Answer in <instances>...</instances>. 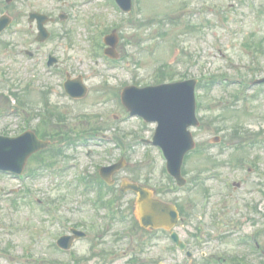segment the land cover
Listing matches in <instances>:
<instances>
[{
    "label": "rangeland",
    "instance_id": "obj_1",
    "mask_svg": "<svg viewBox=\"0 0 264 264\" xmlns=\"http://www.w3.org/2000/svg\"><path fill=\"white\" fill-rule=\"evenodd\" d=\"M104 1L14 0L8 10L0 3V16L6 13L12 19L10 29L0 36V135L14 137L42 123L44 112L46 116L43 92L47 109L65 116L63 121L51 118L45 127L57 136L50 140L49 151L62 147L65 152L52 168H41L28 159L25 184L0 173V264H184L179 253L169 259L171 252L162 234L152 236L133 226L130 194L121 199L119 208L124 222L97 235L96 229L103 232L107 213L94 207L95 187H86L79 179L95 176L100 166L119 158H124L126 166L115 176L118 184L125 179L149 186L161 199L180 204L189 214L188 224L177 227L183 237L194 230V217H202L203 230L209 231L198 233L205 244L197 253L244 260L249 248L241 240L251 236V226L242 223L234 227L231 222H242L251 198L241 189L227 198L222 208H216L221 213L219 223L230 225L228 233L221 235L226 227L212 226L211 217L215 201L228 193L229 184L246 176L234 166L236 160L245 157V164L256 160L255 173L247 179L254 180L258 174L264 184V88H243V83L264 76V54L257 47L261 42L264 50V0H132L129 15L120 13L112 0ZM30 12L54 20L47 25L50 38L42 44L34 40L35 26L27 23ZM59 14H65L67 20L59 21ZM111 31L119 37L116 64L109 63L94 47V42L100 45V34L103 37ZM24 51L33 53V59L26 58ZM50 51L58 63L48 73L43 61ZM164 65L172 69L174 82L196 79L197 102L203 104L196 108L200 125L191 128L196 147L184 159L182 172L187 184L181 189L168 180L160 150L140 142L152 139L156 124L142 125L122 106L117 107L123 87L163 83L158 68ZM66 75L71 79L81 76L87 87L83 99L73 100L65 94ZM207 81H212L210 88L204 89L200 83ZM23 101L37 118L23 120ZM237 125L241 133L233 135L232 128ZM93 129L100 133L89 135ZM76 132H82L86 143L62 144L65 138L61 134L74 136ZM215 136L220 144L213 143ZM116 137L122 140L120 148ZM46 150L42 157L48 161ZM213 169L220 175L218 180L212 179ZM198 178L200 182L194 183ZM21 185H27L29 191ZM251 214L256 215L250 210L245 213ZM59 215L89 229L86 239L66 253L54 248L55 239L64 233L61 226L53 225ZM260 215L264 220V196ZM223 236L226 239H221ZM261 239L264 242V234Z\"/></svg>",
    "mask_w": 264,
    "mask_h": 264
},
{
    "label": "water",
    "instance_id": "obj_2",
    "mask_svg": "<svg viewBox=\"0 0 264 264\" xmlns=\"http://www.w3.org/2000/svg\"><path fill=\"white\" fill-rule=\"evenodd\" d=\"M120 6L127 10L129 0H117ZM39 21L40 35L45 32L42 29V23L45 18L35 16ZM8 24V20L3 17L0 19V30ZM112 37L107 38V43L113 44ZM194 81L174 84L164 91H134L128 89L122 97L124 105L132 112L143 115L148 121H158L159 128L155 136V143L162 146L169 160L168 168L170 173L179 181V165L183 155L192 149L193 144L186 128L196 124L194 119V99L193 89ZM170 88V89H169ZM134 91L136 98L131 99L129 92ZM152 97L162 98L159 102V108L156 104L146 105L144 101L150 102ZM155 99V98H153ZM156 100V99H155ZM47 144L38 141L33 135L27 133L21 137L8 139L0 137V169H7L15 173L21 172L26 160L30 155L44 148ZM117 167L106 168L102 170V176L112 173ZM135 190L136 188L133 187ZM139 215L143 226L152 225L154 227L166 226L163 215L175 216L172 207L152 202L150 194L146 191H139ZM149 206H153L150 208Z\"/></svg>",
    "mask_w": 264,
    "mask_h": 264
},
{
    "label": "flooded vegetation",
    "instance_id": "obj_3",
    "mask_svg": "<svg viewBox=\"0 0 264 264\" xmlns=\"http://www.w3.org/2000/svg\"><path fill=\"white\" fill-rule=\"evenodd\" d=\"M244 191H245V194L244 195H248L251 200H252V208L250 205H246L245 206V213L250 210L253 214L257 213V211L259 210V201H260V191H259V186L255 187V186H249L247 185V188L245 189L244 188ZM257 203V204H256ZM244 213V216H243V222L247 223V224H250L252 223L254 226L255 225H258V230L257 232L260 233L261 231L259 230V227H260V216L259 214L257 213L254 218L257 220V221H254V220H250L248 219V216H246ZM254 228V227H253ZM259 244H257V247L259 248Z\"/></svg>",
    "mask_w": 264,
    "mask_h": 264
}]
</instances>
